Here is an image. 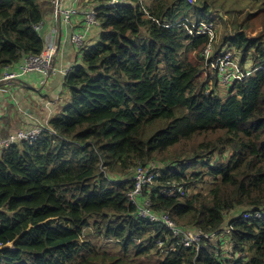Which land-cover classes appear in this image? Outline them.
<instances>
[{"label":"trees","instance_id":"16d2710c","mask_svg":"<svg viewBox=\"0 0 264 264\" xmlns=\"http://www.w3.org/2000/svg\"><path fill=\"white\" fill-rule=\"evenodd\" d=\"M247 1L254 8L217 35L216 0H144L146 11L96 0L98 23L76 49L61 112L32 141L0 151V264H264V216L242 218L264 212V0ZM43 17L39 0H0V73L41 53ZM187 21L211 26L208 58V34L189 35ZM226 52L246 76L224 83L210 67ZM158 159L153 209L184 228L227 223L236 255L224 256L221 240L195 257L180 246L163 254L169 232L138 218L126 197L131 168L158 169L148 166ZM164 180L212 185L170 197L159 194Z\"/></svg>","mask_w":264,"mask_h":264},{"label":"built area","instance_id":"2783aa9c","mask_svg":"<svg viewBox=\"0 0 264 264\" xmlns=\"http://www.w3.org/2000/svg\"><path fill=\"white\" fill-rule=\"evenodd\" d=\"M52 27L48 32L42 31L43 21L34 24V28L40 33L43 39V49L39 54H26L17 63L5 65L0 73V89L5 86H11L13 81L18 80L30 72H39L41 83H45L50 74L59 73L64 82L70 67H57L55 65V57L59 51L58 31L65 30V38L67 43L75 49H79L85 45L86 39L89 37L92 29L98 23L97 2L96 0H49ZM118 3H134L139 4L144 11V0H103L104 6H114ZM167 26V25H166ZM185 29L189 35L208 34L209 43L203 49V55L208 58L212 53L213 30L208 23L187 21L184 23ZM209 65L212 69L218 70L224 83L230 82L232 79H241L249 72L243 73L238 65L235 57L230 52L224 53L215 61L210 60ZM225 75V76H224ZM225 77V78H224ZM45 123L38 122L29 130L19 131L15 134L0 139V151L10 144L20 140L35 139L43 129L47 127ZM159 169H149L142 163H137L134 167V173L131 176V188L127 192V200L136 206L137 217L146 220L152 224L163 227L171 237V245L169 248L163 247V241L157 243L163 254H167L175 250L176 246L191 249L194 251V257L202 248L204 242H211L215 245L221 240L222 244L219 249L222 254L232 257L236 253L232 249V243L228 239V234L232 227L227 223L220 229L214 231H204L200 228H184L173 220L168 211H155L152 207V199L150 197L151 188L155 182H162ZM164 185L159 189V194L170 197H181L187 194V188L177 182L164 180ZM252 216H264V212L254 211L250 213L246 211L242 214L243 219ZM196 264V263H193Z\"/></svg>","mask_w":264,"mask_h":264},{"label":"crops","instance_id":"0c3cea01","mask_svg":"<svg viewBox=\"0 0 264 264\" xmlns=\"http://www.w3.org/2000/svg\"><path fill=\"white\" fill-rule=\"evenodd\" d=\"M46 3L50 6L49 0ZM52 26L50 10V13L44 14L42 31L46 33ZM64 33V29L58 31L60 47L55 57V65L62 68L71 67L78 59L76 49L67 43ZM55 74H50L45 83H41L42 75L33 71L16 80L21 85L14 89V93L10 90V86L0 89V94L11 95L16 107L13 112L2 114L4 119L0 120L2 122L0 123V139L19 131L29 130L35 126L36 122L45 123L46 120L61 112L68 95L62 87V78L59 73ZM36 87H39V90Z\"/></svg>","mask_w":264,"mask_h":264},{"label":"rangeland","instance_id":"374dc122","mask_svg":"<svg viewBox=\"0 0 264 264\" xmlns=\"http://www.w3.org/2000/svg\"><path fill=\"white\" fill-rule=\"evenodd\" d=\"M39 1H40V7L42 10V13L43 14H46L48 12L50 13V6L46 3V1H48V0H39ZM191 1H193V0H191ZM216 1H217L216 6L214 7V9L209 10L208 14L210 17L214 18L213 23L215 25V31H216L217 35L229 33L230 30L233 31V28H234V25H236V21H237L238 16L242 13H245V11H250L249 9L254 8L253 5L251 3H249L247 0H216ZM232 2H236V3L234 4ZM223 4H225V5H223ZM219 5H223L222 11L218 7ZM245 7H249V9H247ZM219 10L221 11L220 14H219ZM81 57H82V53L80 51L78 59H76L77 63H80ZM66 67L68 68L69 66H66ZM20 85L21 84L18 83L17 81H13L12 85L10 86V90L13 91V93H14L15 92L14 89L19 87ZM223 88H226V87H224V85H223ZM36 89L39 90V87H36ZM220 91L222 93L225 92V90H223V89H220ZM13 105H14V103L11 99L10 94H7V93H1L0 94V120L4 119L2 114H8V113H11L14 111L13 109H15L16 107H15V105L14 106ZM0 123H2V122H0ZM35 124H38V122H36ZM160 163L161 162L158 159L157 161L151 162L148 166L150 167L152 165H155L158 169H160V166H161ZM134 167H135V165L131 168L130 173L126 175L127 178L131 179V176L134 173ZM198 167H199L198 164L191 166L188 170L187 176H190V174H192L194 171H196V169ZM211 185L212 184L210 182L209 183L207 182L204 184L203 183H197V184H191L190 183V185H188L187 194L185 196L193 194V193L207 194ZM233 214H234L233 212L227 213L226 219L230 218ZM105 243H107V242H105ZM105 245L111 251L117 250V247L113 244V242H109V244H105ZM221 252H222V250H221Z\"/></svg>","mask_w":264,"mask_h":264},{"label":"clouds","instance_id":"9594fccd","mask_svg":"<svg viewBox=\"0 0 264 264\" xmlns=\"http://www.w3.org/2000/svg\"><path fill=\"white\" fill-rule=\"evenodd\" d=\"M47 124H48V121H47Z\"/></svg>","mask_w":264,"mask_h":264}]
</instances>
